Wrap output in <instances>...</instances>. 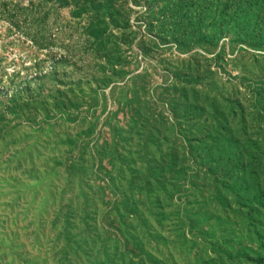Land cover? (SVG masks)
<instances>
[{
	"label": "rangeland",
	"instance_id": "1",
	"mask_svg": "<svg viewBox=\"0 0 264 264\" xmlns=\"http://www.w3.org/2000/svg\"><path fill=\"white\" fill-rule=\"evenodd\" d=\"M263 261L264 0H0V264Z\"/></svg>",
	"mask_w": 264,
	"mask_h": 264
},
{
	"label": "trees",
	"instance_id": "2",
	"mask_svg": "<svg viewBox=\"0 0 264 264\" xmlns=\"http://www.w3.org/2000/svg\"><path fill=\"white\" fill-rule=\"evenodd\" d=\"M257 261H259V260H257ZM263 262H264V261H263ZM263 262H262V263H263Z\"/></svg>",
	"mask_w": 264,
	"mask_h": 264
}]
</instances>
